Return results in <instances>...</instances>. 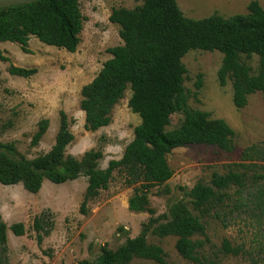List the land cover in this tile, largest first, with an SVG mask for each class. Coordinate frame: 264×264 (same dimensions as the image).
<instances>
[{
    "label": "trees",
    "instance_id": "obj_1",
    "mask_svg": "<svg viewBox=\"0 0 264 264\" xmlns=\"http://www.w3.org/2000/svg\"><path fill=\"white\" fill-rule=\"evenodd\" d=\"M108 19L118 25L122 44L108 49L111 58L82 86L79 107L84 112L85 129L96 131L110 123L114 105L129 87L127 104L140 123L122 156L99 169L95 163L99 153L90 150L80 159L65 154L74 138L69 129L73 119L60 111L54 145L45 154L25 159L18 155L14 141L0 143V184L21 183L27 191L36 193L44 180L62 184L85 175L87 186L80 204L81 213H86L87 203L108 188L114 173L123 177L125 185L136 186L128 208L149 214L139 234L127 238L115 249L101 247L92 263L82 260L77 264H129L133 259L165 264L163 248L149 243L148 235L173 236L175 249L182 258L196 264H217L214 257L204 254L205 240L199 238L205 234L203 219L208 217L223 227L236 220L245 224L255 221L260 238L257 254L253 255L243 245H232L228 239L221 242L219 252L224 256H244L248 264H264V142L246 146L239 161L226 165L222 174L213 173L209 183L198 182L190 189L180 187L189 197L190 207L178 201L167 213L155 215L149 201L150 190L172 176L166 156L173 149L202 144L228 152L233 150L234 131L223 119L211 118L208 112L188 107L182 58L192 50L220 52L219 85L229 81L233 105L245 107L249 95L264 94V8L252 0L246 14L229 17L212 14L193 19L183 16L175 0H142L132 9L113 8ZM82 26L79 0H37L0 6V42L18 44L23 53H30V37L74 52ZM252 56L257 57L255 73L243 59ZM0 60L9 61L1 49ZM7 71L21 77L36 73L35 68L12 64ZM195 86L200 88V78ZM173 114H181L182 119L176 128L167 130ZM47 127L48 120H40L31 138L32 146L39 142ZM51 220L49 213L34 219L38 244L49 233ZM7 229L0 220V253L6 245ZM9 230L15 236L25 232L22 223L10 225Z\"/></svg>",
    "mask_w": 264,
    "mask_h": 264
},
{
    "label": "rangeland",
    "instance_id": "obj_2",
    "mask_svg": "<svg viewBox=\"0 0 264 264\" xmlns=\"http://www.w3.org/2000/svg\"><path fill=\"white\" fill-rule=\"evenodd\" d=\"M175 1L183 16L199 19L212 14L223 17L246 14L252 0ZM255 1L264 8V0ZM141 2L79 0L83 26L74 52L45 45L35 37L28 41L30 53H23L18 44L0 42V49L9 58V61L0 60V143L14 141L18 155L25 159L45 154L54 145L59 112L63 111L73 119L69 129L74 137L65 154L80 159L90 150L99 153L100 157L95 160L99 169L106 168L110 160L119 159L132 140L134 128L140 123L138 115L127 104L131 94L129 87L114 105L110 123L96 131H88L84 127V112L79 107L80 91L111 58L108 49L122 44L118 25L108 19L111 10L119 7L132 9ZM221 59L222 54L218 51L192 50L186 53L182 58L186 69L183 86L190 109L208 112L211 118H221L233 129L234 148L228 152L214 146L191 144L173 149L166 156L172 171L171 178L149 193L150 207L155 215L167 213L169 207L178 201L190 207L189 197L180 187L190 189L198 182L209 183L213 173L222 174L226 165L238 162L246 146L264 142V94L255 92L249 95L245 107L236 108L232 102L231 83L228 81L221 86L218 82ZM243 59L255 73L257 57ZM9 64L35 68L36 73L29 77L10 75L7 71ZM198 78L201 80L200 88L195 86ZM44 118L48 120L47 130L32 146L31 138ZM181 119V114H173L166 129L176 128ZM86 186L85 175L62 184L44 180L36 193L27 191L21 183L0 184V220L8 228L0 264H77L82 260L92 263L101 247L115 249L127 238L139 234L149 214L128 208V200L136 186L125 185L123 177L114 173L108 188L87 203L86 213H81L79 209ZM43 213L51 215L52 227L38 244L33 221ZM203 221L205 234L199 236L205 240L203 252L214 257L217 264H248L244 256H224L219 252L224 239L235 246L243 245L253 255L257 254L260 238L255 221L245 224L236 220L228 227L209 217ZM14 223L23 224V235L11 233L9 226ZM147 238L149 243L163 248L165 264H196L177 253L175 237L148 235ZM129 264L154 263L133 259Z\"/></svg>",
    "mask_w": 264,
    "mask_h": 264
},
{
    "label": "water",
    "instance_id": "obj_3",
    "mask_svg": "<svg viewBox=\"0 0 264 264\" xmlns=\"http://www.w3.org/2000/svg\"><path fill=\"white\" fill-rule=\"evenodd\" d=\"M33 1H37V0H12L8 3L0 4V6H8L10 4H19V3H29V2H33Z\"/></svg>",
    "mask_w": 264,
    "mask_h": 264
},
{
    "label": "bare ground",
    "instance_id": "obj_4",
    "mask_svg": "<svg viewBox=\"0 0 264 264\" xmlns=\"http://www.w3.org/2000/svg\"><path fill=\"white\" fill-rule=\"evenodd\" d=\"M10 1H12V0H0V4H5V3H8Z\"/></svg>",
    "mask_w": 264,
    "mask_h": 264
}]
</instances>
